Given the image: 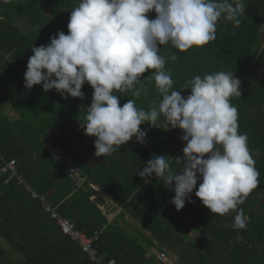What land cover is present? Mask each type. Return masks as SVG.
<instances>
[{
  "label": "trees",
  "instance_id": "trees-1",
  "mask_svg": "<svg viewBox=\"0 0 264 264\" xmlns=\"http://www.w3.org/2000/svg\"><path fill=\"white\" fill-rule=\"evenodd\" d=\"M78 3L0 2V102L18 114L13 121L6 110V115L0 111V264H13L1 239L27 256L23 264H95L63 235L42 198L79 231L100 234L97 245L105 262L159 264L156 252H166L178 264H264V20H250L258 9L246 8L238 27L221 17L216 39L204 45L213 50L210 56L217 72L234 73L241 81V97L233 96L230 102L238 109V131L247 135L260 173L259 186L238 206L248 218L247 227L235 229L231 225L236 212L211 213L195 196V189L193 203L186 202L177 211L170 202L174 191L154 175L139 176L149 159L161 155L174 172L181 171L183 163L175 159L183 158L186 142L177 144L180 137L142 129L147 132L145 144L133 137L131 148L116 150L122 165H110L106 157L98 165V159L76 141L82 116L92 102L93 90L87 83L82 88L84 99L70 95L65 99L55 90L44 91L41 100L30 97L24 74L32 47L49 44L60 31L67 34L71 11ZM54 152L77 164L87 178L84 187L66 176ZM12 161L16 176L10 170L3 172ZM98 193L122 208L112 222L98 207Z\"/></svg>",
  "mask_w": 264,
  "mask_h": 264
},
{
  "label": "clouds",
  "instance_id": "clouds-1",
  "mask_svg": "<svg viewBox=\"0 0 264 264\" xmlns=\"http://www.w3.org/2000/svg\"><path fill=\"white\" fill-rule=\"evenodd\" d=\"M245 10L244 0H79L68 33L60 31L49 44L32 47L25 88L41 85L65 99H84L82 88L89 84L93 94L85 109L84 131L96 138V157L112 155L133 137L145 144L142 124L180 129L186 146L183 158L175 160L183 163L182 170L174 172L166 156H153L137 170L139 176L154 175L174 191L170 202L177 211L193 203L195 189L211 213L234 211L231 227L246 229L248 218L238 206L259 186L260 173L247 135L238 131V109L230 102L233 96L241 97V81L224 71L196 75L183 86L191 89L185 97L172 90L171 72L160 54L164 45L180 53L203 47L216 39L221 17L238 27ZM153 11L156 16L149 19L146 14ZM148 70H154L157 100L148 110L138 108L135 99L121 106L117 93L135 98L147 93L141 80Z\"/></svg>",
  "mask_w": 264,
  "mask_h": 264
},
{
  "label": "crops",
  "instance_id": "crops-1",
  "mask_svg": "<svg viewBox=\"0 0 264 264\" xmlns=\"http://www.w3.org/2000/svg\"><path fill=\"white\" fill-rule=\"evenodd\" d=\"M244 3L247 10L249 8H252L253 10L258 9V12L256 13V17H251L250 19L251 21L264 20V12L260 11L264 8V0H244ZM258 15H261L263 19H260ZM155 16L156 14L151 15L149 16V19H154ZM261 33L264 34V27L262 28ZM209 49L210 48L204 46L203 47L194 46L193 48H190L187 52L180 53L177 52L175 49H172L169 45L161 46L160 54L163 55L166 59V66H165L166 70H170L171 72V78L173 80L172 90H177L181 93L182 96L186 97L191 92V89H184L183 86L186 83L191 81L196 75H200L201 77H203L205 74L213 73V69H215V72H217L216 71L217 67L216 65H213L214 62H212V58L210 56L213 54L212 52L213 50H209ZM173 54H175L177 57L175 60L171 59V56ZM152 71L154 70L146 71L143 74V78L141 80V84H143L148 89L147 93H142L139 98L132 97L130 94L129 96H125L117 93L121 106H123V104L126 103L129 99H135V103L138 108H143L145 110H148L150 105H152V103L157 100L159 93L155 87V81L152 78ZM88 86L91 88L90 85ZM82 120H83L82 125L76 136V141L79 142L85 148H87L89 153L92 155V157L98 159V165L105 157L107 161H109L110 165H114V166L122 165V159L117 158L115 155L116 151L110 156L96 157L94 155L96 151L94 147V141L96 138L85 135V131H84V126L86 124L85 115L82 116ZM140 127L141 129H147V131L156 134H159L160 132L163 131V129L161 128L152 127L148 124H142ZM164 131H169L170 134H174V136L176 137H181L183 135V132L178 128L164 130ZM181 141L182 140L179 138V140L175 142L179 144ZM126 147L131 148L130 141L127 142L125 145H122L117 150L122 151ZM94 188L95 191L99 192L98 188H96L95 186ZM94 198L96 199V197ZM97 198L99 200V206L102 207L99 208L107 216L109 221L112 222L117 217V215L122 211V208L118 207L114 203V201L105 194L98 193ZM127 219L128 217H126L125 220Z\"/></svg>",
  "mask_w": 264,
  "mask_h": 264
},
{
  "label": "built area",
  "instance_id": "built-area-1",
  "mask_svg": "<svg viewBox=\"0 0 264 264\" xmlns=\"http://www.w3.org/2000/svg\"><path fill=\"white\" fill-rule=\"evenodd\" d=\"M53 158L57 162L58 166L64 171L66 176L75 181L78 187L81 188L87 184L86 176L71 158L62 157L57 152L53 153ZM7 170L12 171L13 176L17 175V173L15 172V161L7 164V167L3 170V172H6ZM91 187L95 189L93 185H91ZM33 197L37 198L38 196L36 193H33ZM94 199L95 198L93 197L92 200ZM41 201L45 204V211L49 213L52 218L58 221L63 235L69 237L73 242L79 245L83 254L88 256L92 262H94L95 264H115L113 261L105 262V260L100 256L97 245V242L100 238V234L98 232L94 233L93 235H88L85 232L79 231L75 228L74 224L71 221L61 218V215L58 213L57 208H54L52 205L46 204L45 198H42ZM98 207L100 206L98 205ZM155 255L159 264H178L173 256L169 255L166 252H156Z\"/></svg>",
  "mask_w": 264,
  "mask_h": 264
},
{
  "label": "rangeland",
  "instance_id": "rangeland-1",
  "mask_svg": "<svg viewBox=\"0 0 264 264\" xmlns=\"http://www.w3.org/2000/svg\"><path fill=\"white\" fill-rule=\"evenodd\" d=\"M154 14H155L154 12H151V13H147L146 15L149 18V16L154 15ZM262 35L264 36V34H262ZM16 74H17V70H16ZM85 85H86V83H85ZM87 85H89V84H87ZM30 91H31L30 97H34V100L35 99L41 100L40 98L45 97V92H44L43 88L41 87V85L33 86L30 89ZM5 110H6L7 114L9 115V118L11 120L15 121L18 118V114L14 110H12L10 107L6 106L4 103L0 102V111H4V114H5ZM82 121L83 120H81V122ZM193 238H196V236H193ZM1 242H2V246L5 250V253H6L8 259L13 264H23L26 261L27 256H25L22 252L12 248L4 239H1ZM160 248H162V246ZM163 249H165V248H163Z\"/></svg>",
  "mask_w": 264,
  "mask_h": 264
}]
</instances>
